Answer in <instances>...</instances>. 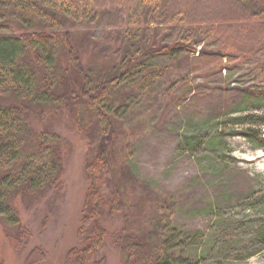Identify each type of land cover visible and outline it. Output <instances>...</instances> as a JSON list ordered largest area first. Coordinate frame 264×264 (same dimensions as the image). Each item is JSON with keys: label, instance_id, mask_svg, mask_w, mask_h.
I'll list each match as a JSON object with an SVG mask.
<instances>
[{"label": "rangeland", "instance_id": "374dc122", "mask_svg": "<svg viewBox=\"0 0 264 264\" xmlns=\"http://www.w3.org/2000/svg\"><path fill=\"white\" fill-rule=\"evenodd\" d=\"M126 15L117 5L104 6L95 21L69 30L84 68L93 75V85L110 76L124 59ZM9 28L16 31L14 25ZM153 28L147 37L154 50L175 40L174 33ZM208 44L204 39L181 62L147 47L138 56V67H166V80L140 95L133 88L117 90L110 98L115 130L109 190L119 192L125 209L103 214V226L110 233L99 257L104 264H123L121 246L137 243L144 246L137 264H147L141 261L142 254H154L153 232L165 215L174 231L171 253L191 264H264V147L253 134L243 136L252 130L264 139V126L245 125L241 119L261 115L264 109H253L251 103L232 114L241 100L239 90L262 89L264 82L258 70L237 61L224 60L229 67L220 72L222 61L212 57L215 48ZM130 66L122 72L136 67ZM58 72L60 87L63 81L70 84L74 69L64 58ZM72 96L62 109H43L32 119L33 130L45 133L59 148L61 188L42 197L13 200L22 229L0 219L1 264H25L35 248L46 254L42 264H66L69 251L82 246L78 231L89 188L86 166L100 129L96 118L74 111ZM129 99H134L132 107L117 114ZM24 229L29 237L17 240Z\"/></svg>", "mask_w": 264, "mask_h": 264}, {"label": "trees", "instance_id": "16d2710c", "mask_svg": "<svg viewBox=\"0 0 264 264\" xmlns=\"http://www.w3.org/2000/svg\"><path fill=\"white\" fill-rule=\"evenodd\" d=\"M110 5L119 6L127 14L123 35L125 56L110 76L99 78L101 83L93 85V75L84 68L69 30L92 23L100 9ZM9 25H14L16 31ZM154 26L156 31L165 29L174 33L175 40L155 50L149 47L148 31L153 32ZM207 38L208 45L215 48L212 57L222 61L220 72L229 67L223 65L224 60L229 64L237 61L258 70L264 82V0H0V219L20 231L21 221L11 205L13 200L21 196L42 197L54 187L61 188L59 148L51 145L53 141L45 133L33 130L32 119L43 109H62L68 95L75 94L74 111L97 119L100 139L86 166L89 188L78 231L82 246L69 251L66 264H104L105 260L99 257L110 241V233L103 226V214H121L125 209L119 192L109 190L112 186L109 153L115 130L108 105L110 98L117 90L133 88L140 95L166 80V67H138L136 61L147 47L155 54L181 62ZM62 58L74 72L73 81L70 84L63 81L61 88L58 70ZM132 64L136 67L122 72ZM239 93L241 100L236 102L239 106L232 114L248 109L251 103L253 109H264V87L240 89ZM133 104L134 99L127 100L117 114L127 113ZM241 119L245 125L264 126V113L248 114ZM252 134L264 147L261 136L252 130L243 132L244 137L250 138ZM169 224L170 218L163 216L153 232L157 239L154 254H142L145 258L141 261L191 264L171 253L174 231ZM28 237L24 229L17 240ZM121 247L123 264L140 261L136 256L143 252L144 246L137 243ZM46 260V254L35 248L27 255L25 264H42Z\"/></svg>", "mask_w": 264, "mask_h": 264}]
</instances>
